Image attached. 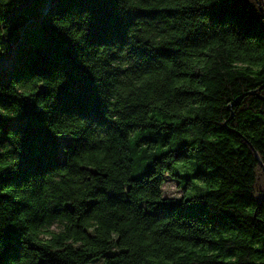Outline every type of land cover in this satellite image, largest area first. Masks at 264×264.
I'll use <instances>...</instances> for the list:
<instances>
[{
    "label": "clouds",
    "instance_id": "1",
    "mask_svg": "<svg viewBox=\"0 0 264 264\" xmlns=\"http://www.w3.org/2000/svg\"><path fill=\"white\" fill-rule=\"evenodd\" d=\"M223 2L109 0L127 22L122 41L100 44L86 39L91 11L53 14L102 116L58 105L62 70L0 84V121L30 105L58 161L24 168L23 132L0 127V264H264V115H217L200 95L213 76L221 113L229 96H264V0H243L259 18L254 35L235 16L213 22L209 11ZM10 7L20 0H0V58L13 23L28 18L9 19ZM225 121L235 139L214 131ZM217 139L236 153L222 177L201 151Z\"/></svg>",
    "mask_w": 264,
    "mask_h": 264
},
{
    "label": "trees",
    "instance_id": "2",
    "mask_svg": "<svg viewBox=\"0 0 264 264\" xmlns=\"http://www.w3.org/2000/svg\"><path fill=\"white\" fill-rule=\"evenodd\" d=\"M43 0H20V7L9 8L7 16L11 19L19 14L23 17L27 13V19L22 23H13L8 39V55L6 63H14L8 74H5L0 67V84L6 86L8 79L11 77L23 78L32 74H52L58 70L66 73L68 79L60 89L57 97L58 105L66 111H79L83 115L100 118L102 116L101 107L95 96L94 87L87 73L79 66L75 58L73 46L56 29L51 26L53 14L58 17L68 12L89 10L92 12L90 27L86 39L90 44L112 43L123 40V25L127 22L109 0H48L47 11L41 14L40 10ZM209 15L213 22H223L228 16L236 17V25L244 34H256V26L259 18L243 3V0H224L220 5L213 6ZM264 28V26H261ZM264 35V32L261 33ZM17 57L14 59V56ZM210 67V62L209 65ZM195 75V74H194ZM204 87L208 90V95L201 93L205 100L212 106L213 113L227 116L229 110H234L245 123L249 122L251 112L250 108H257L260 115H264V109L259 106L264 105V96L258 95L259 89L255 91L240 92L234 97L229 96L224 100V111L220 112L219 101L222 97L219 95L221 86L216 82V78L210 76L205 81ZM227 91L226 86H223ZM251 88V86H249ZM235 91V90H233ZM7 98H0V103L7 104ZM195 106H191L188 111H195ZM186 115V119H187ZM260 116H256L259 119ZM193 120L200 117H191ZM214 123V121H209ZM0 127L5 130L14 129L24 134V168L38 171L44 166L56 164L57 157L55 154L56 142L53 141L44 131L41 123V117L30 105L25 106L24 112L14 121H0ZM196 134V129H191ZM214 131L218 136L235 139L231 127L225 121L224 124ZM205 141H201L204 145ZM142 147V146H141ZM38 152V156H33V152ZM202 152L211 154L212 159L209 161L213 165L212 171L218 176L223 174L229 168V162L235 156V151L227 141L217 139L215 144L211 140L207 141V148L201 147ZM197 186H201L198 181ZM264 202V198H261ZM10 210V209H9ZM196 213L198 210H191ZM217 223H223L224 217L215 218ZM7 238L12 244L15 240L13 230H8ZM12 251V248H9ZM206 253H201V259Z\"/></svg>",
    "mask_w": 264,
    "mask_h": 264
},
{
    "label": "rangeland",
    "instance_id": "3",
    "mask_svg": "<svg viewBox=\"0 0 264 264\" xmlns=\"http://www.w3.org/2000/svg\"><path fill=\"white\" fill-rule=\"evenodd\" d=\"M47 4H48V0H43V5H42L41 10H40L41 14H43V11L46 9ZM16 57H17V55L14 56V59ZM6 60H7V58H5V57L0 58V67H2L5 74H8L10 69H11L12 64L14 63V61H12L13 63L11 62L10 64H7Z\"/></svg>",
    "mask_w": 264,
    "mask_h": 264
},
{
    "label": "built area",
    "instance_id": "4",
    "mask_svg": "<svg viewBox=\"0 0 264 264\" xmlns=\"http://www.w3.org/2000/svg\"><path fill=\"white\" fill-rule=\"evenodd\" d=\"M50 6H51V5H49L48 7H50ZM48 7H46V9L43 11V14H45V13H46V11H47Z\"/></svg>",
    "mask_w": 264,
    "mask_h": 264
}]
</instances>
